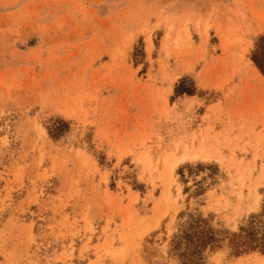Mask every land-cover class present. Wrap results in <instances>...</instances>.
<instances>
[{"label":"rangeland","instance_id":"374dc122","mask_svg":"<svg viewBox=\"0 0 264 264\" xmlns=\"http://www.w3.org/2000/svg\"><path fill=\"white\" fill-rule=\"evenodd\" d=\"M262 37L264 0H0V264H185L196 218L264 264Z\"/></svg>","mask_w":264,"mask_h":264},{"label":"trees","instance_id":"16d2710c","mask_svg":"<svg viewBox=\"0 0 264 264\" xmlns=\"http://www.w3.org/2000/svg\"><path fill=\"white\" fill-rule=\"evenodd\" d=\"M253 59L264 74V37L260 38ZM251 236L253 237L254 233L248 232L245 236L237 235V253L256 248L253 244L251 245ZM218 242L216 232L206 225L205 220L196 218L176 237L174 249L181 251L180 257L185 260H183L185 264H199L205 249L208 246L216 247Z\"/></svg>","mask_w":264,"mask_h":264},{"label":"bare ground","instance_id":"6f19581e","mask_svg":"<svg viewBox=\"0 0 264 264\" xmlns=\"http://www.w3.org/2000/svg\"><path fill=\"white\" fill-rule=\"evenodd\" d=\"M253 67V66H252ZM256 69V68H255ZM264 79V78H263Z\"/></svg>","mask_w":264,"mask_h":264}]
</instances>
